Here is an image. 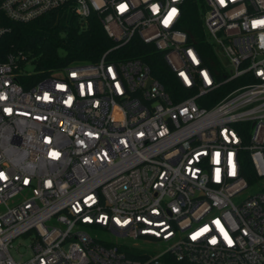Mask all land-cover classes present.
Returning <instances> with one entry per match:
<instances>
[{"label": "built area", "instance_id": "obj_1", "mask_svg": "<svg viewBox=\"0 0 264 264\" xmlns=\"http://www.w3.org/2000/svg\"><path fill=\"white\" fill-rule=\"evenodd\" d=\"M182 2L0 0V36L65 8L115 41L26 85L0 59V264H264V0H202L200 39ZM134 35L166 72L111 56Z\"/></svg>", "mask_w": 264, "mask_h": 264}, {"label": "trees", "instance_id": "obj_2", "mask_svg": "<svg viewBox=\"0 0 264 264\" xmlns=\"http://www.w3.org/2000/svg\"><path fill=\"white\" fill-rule=\"evenodd\" d=\"M202 0H183V21L185 27L200 39L202 29L200 26V13ZM4 18V16H3ZM5 19L9 31L0 36V59L8 52H21L25 60L30 61L34 68L28 75L21 76V82H33L49 72L63 67L74 61H95L114 42L102 29L99 18L90 17L87 22H82L78 17L65 8H57L45 14L28 20L27 22ZM150 45L144 44L139 36L134 35L131 40L114 48L111 56L118 59L140 57L155 67L158 63L163 72H166L164 62L153 59L151 54H146ZM25 60H21V65ZM164 79V75H159ZM242 174L249 182L254 180L253 168L245 157L242 161ZM264 190V187H263ZM134 257H146L149 253H131ZM153 254V253H152ZM162 259L169 264H193L185 260L176 259L173 254L166 253Z\"/></svg>", "mask_w": 264, "mask_h": 264}, {"label": "rangeland", "instance_id": "obj_3", "mask_svg": "<svg viewBox=\"0 0 264 264\" xmlns=\"http://www.w3.org/2000/svg\"><path fill=\"white\" fill-rule=\"evenodd\" d=\"M34 65L29 64L28 69H33ZM247 191H252L251 189H247ZM100 234L102 235H107L105 232H100ZM109 237H112V239H114L116 242H120V241H126L127 243L133 245L130 247L131 250L137 252L139 251L140 253H149V254H154V252L158 249H161L164 247L163 244H159L157 245V243H145L143 242L140 238H132L129 236H116L114 234H111ZM30 243V237L29 236H18L17 238H15L12 241V247L10 249L11 253L17 257L18 253L17 251L21 252V253H25L27 251V247L28 244ZM127 247V246H124Z\"/></svg>", "mask_w": 264, "mask_h": 264}, {"label": "snow or ice", "instance_id": "obj_4", "mask_svg": "<svg viewBox=\"0 0 264 264\" xmlns=\"http://www.w3.org/2000/svg\"><path fill=\"white\" fill-rule=\"evenodd\" d=\"M175 12H176V10L175 9H172V11L169 13V17H171L172 15H174L175 14ZM167 21H165V23H166ZM255 23H261V24H264V21H260V22H254V26H255ZM52 155L53 156H58L59 154L58 153H52ZM3 174L2 173H0V176H2ZM195 238V237H194ZM215 241H213V243H214ZM229 243H231V241L229 240Z\"/></svg>", "mask_w": 264, "mask_h": 264}]
</instances>
